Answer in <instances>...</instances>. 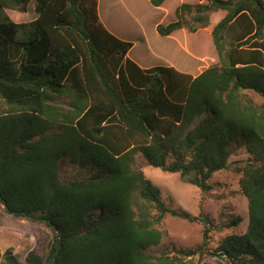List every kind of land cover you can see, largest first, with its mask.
I'll list each match as a JSON object with an SVG mask.
<instances>
[{"label":"trees","instance_id":"trees-1","mask_svg":"<svg viewBox=\"0 0 264 264\" xmlns=\"http://www.w3.org/2000/svg\"><path fill=\"white\" fill-rule=\"evenodd\" d=\"M31 1L0 0V204L53 238L42 230L24 262L9 249L1 264H195L218 227L168 206L136 158L207 193L243 148L258 163L240 182L248 228L225 237L214 255L264 264V104L243 93L264 99V0L184 3L174 22L157 27L161 37L195 34L225 13L212 31L219 64L197 77L141 68L128 56L134 44L100 22L101 0H33L30 25L7 15L27 12ZM63 160L88 177L62 180ZM168 216L203 226L198 250L151 253Z\"/></svg>","mask_w":264,"mask_h":264},{"label":"rangeland","instance_id":"rangeland-1","mask_svg":"<svg viewBox=\"0 0 264 264\" xmlns=\"http://www.w3.org/2000/svg\"><path fill=\"white\" fill-rule=\"evenodd\" d=\"M151 0H101L98 14L100 22L113 35L134 44L129 58L138 65L151 67H174L178 71L199 76L209 67L219 64L218 53L213 44L214 26L225 16L218 13L212 17L209 27L195 34L187 31L176 32L170 37H161L159 25H168L176 20V10L184 3L196 4L199 0H167L162 7L155 8ZM101 10V12H100ZM7 15L17 24L30 25L38 15L35 1L28 5L27 12L7 10ZM13 17L15 19H13ZM246 97L256 105L264 99L253 91H244ZM229 169L216 172L209 181L212 189L202 193L197 187L187 184L180 174L165 173L147 165L142 156L136 158L135 168L143 171L148 179L159 188L162 198L172 209L183 210L198 216L206 215L218 228L211 233V242L205 251L199 252L195 264H225L214 252L221 241L230 235H243L249 224L248 202L242 193L243 170L249 165H258L246 148L233 150ZM62 180H85V172L70 162L60 163ZM0 264L3 255L12 249L21 262L35 249L40 231L52 232L44 225L7 214L0 204ZM243 221L237 227H228L234 220ZM166 232L162 244L151 249L153 255L171 251L174 248L196 251L203 243V226L168 216L159 226Z\"/></svg>","mask_w":264,"mask_h":264},{"label":"crops","instance_id":"crops-1","mask_svg":"<svg viewBox=\"0 0 264 264\" xmlns=\"http://www.w3.org/2000/svg\"><path fill=\"white\" fill-rule=\"evenodd\" d=\"M139 66H140L141 68H143V69H149V68H147V66H143V65H141V64H139Z\"/></svg>","mask_w":264,"mask_h":264},{"label":"clouds","instance_id":"clouds-1","mask_svg":"<svg viewBox=\"0 0 264 264\" xmlns=\"http://www.w3.org/2000/svg\"><path fill=\"white\" fill-rule=\"evenodd\" d=\"M13 19H15V18L13 17Z\"/></svg>","mask_w":264,"mask_h":264}]
</instances>
